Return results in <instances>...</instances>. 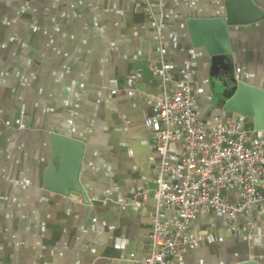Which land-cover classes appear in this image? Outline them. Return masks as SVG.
Returning a JSON list of instances; mask_svg holds the SVG:
<instances>
[{
    "label": "crops",
    "instance_id": "crops-1",
    "mask_svg": "<svg viewBox=\"0 0 264 264\" xmlns=\"http://www.w3.org/2000/svg\"><path fill=\"white\" fill-rule=\"evenodd\" d=\"M225 1L0 0V264H137L149 253L155 201L131 198L155 187L158 172L144 119L173 85L154 72L156 61L172 62L176 79L179 68L191 70L203 121L242 118L264 136L252 117L215 106L212 85L234 70L264 88V19L232 26L226 69L213 67L189 31V18L222 15ZM53 132L84 142L78 179L87 198L65 189L67 152L46 186ZM181 150V140L171 143L173 161ZM224 193L239 197L236 187ZM192 229L202 238L180 264H264V210L236 224L200 214Z\"/></svg>",
    "mask_w": 264,
    "mask_h": 264
},
{
    "label": "built area",
    "instance_id": "built-area-1",
    "mask_svg": "<svg viewBox=\"0 0 264 264\" xmlns=\"http://www.w3.org/2000/svg\"><path fill=\"white\" fill-rule=\"evenodd\" d=\"M158 32L161 35L160 26ZM152 68L173 88L166 87L154 99L144 119L160 160L155 187L132 194L133 201H155L148 230L150 251L133 259L137 264H180L185 252L202 238L192 229L200 214H221L236 224L241 217L252 220L264 210V136L254 137L256 130L242 118L203 121L190 69L179 68L183 78L176 79L170 61L161 59ZM26 120L22 115L21 127H26ZM177 139L182 150L173 161L171 143ZM230 187L239 189L237 199L225 195L224 189ZM168 209L173 218L163 217Z\"/></svg>",
    "mask_w": 264,
    "mask_h": 264
},
{
    "label": "water",
    "instance_id": "water-1",
    "mask_svg": "<svg viewBox=\"0 0 264 264\" xmlns=\"http://www.w3.org/2000/svg\"><path fill=\"white\" fill-rule=\"evenodd\" d=\"M261 19H264V7L255 0H226L224 14L215 17L189 18L187 22L194 44L206 47L212 58L213 67L217 69L220 65L226 69L233 63L230 38L232 26L252 23ZM221 59L229 61H220ZM212 85L215 106L223 102L224 110L252 117L255 128L264 129V88L239 80L234 70L230 76H223L220 79L212 78ZM51 137L54 152L46 173V186L50 187V179L54 177L57 169L56 163L60 170L65 167L64 155L67 152L70 154L72 162L69 164L70 174L67 180H63L67 185L65 189L67 187V190L73 189L87 198L85 189L78 179L85 150L84 142L59 132H53ZM67 190L66 194L69 193ZM229 264L261 263L255 259H246Z\"/></svg>",
    "mask_w": 264,
    "mask_h": 264
}]
</instances>
